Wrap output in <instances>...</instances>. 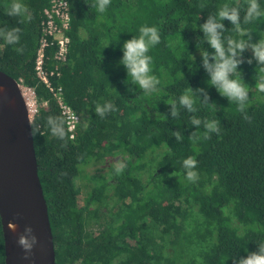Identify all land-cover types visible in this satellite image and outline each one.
Segmentation results:
<instances>
[{
  "label": "trees",
  "instance_id": "16d2710c",
  "mask_svg": "<svg viewBox=\"0 0 264 264\" xmlns=\"http://www.w3.org/2000/svg\"><path fill=\"white\" fill-rule=\"evenodd\" d=\"M67 1L68 61L51 81L79 116L73 139L65 124L64 139L48 128V117L61 114L34 72L49 0H19L28 7L31 21L7 15L13 0H0V32L20 29L15 44L0 35V71L35 97L32 122L40 126V134L33 144L55 264H233L234 256L255 251L256 243L264 240V93L255 87L257 65L255 60L244 63L233 77L248 86V121L237 104L209 87L196 46L203 33L193 28L227 4L239 9L242 32L251 33L255 43L264 36V17L244 23L247 0H111L105 13L85 0ZM258 2L264 10V0ZM222 23L225 41L247 39L229 21ZM145 25L156 27L161 37L148 53L151 74L160 80L158 92L149 96L125 83L127 74L119 64L123 43L138 37ZM203 47L213 51L206 43ZM21 48L23 53L16 51ZM52 51L46 54L50 57ZM244 58H251L249 51ZM200 88L215 107L200 102L202 93L194 97L196 112L179 106V96ZM106 101L118 111L100 118L95 106ZM174 101L177 118L170 111ZM193 116L218 121L219 133L191 141L189 136L197 131ZM177 131L182 142L172 135ZM198 131L203 133V123ZM189 156L198 162L195 183L185 179L182 167ZM115 158L123 161V171L117 173L109 164L108 172L87 176L90 190L79 205L83 168Z\"/></svg>",
  "mask_w": 264,
  "mask_h": 264
},
{
  "label": "clouds",
  "instance_id": "9594fccd",
  "mask_svg": "<svg viewBox=\"0 0 264 264\" xmlns=\"http://www.w3.org/2000/svg\"><path fill=\"white\" fill-rule=\"evenodd\" d=\"M91 8L94 7L99 13H105L111 0H85ZM247 9L244 15V23H251L261 17H264V10L261 9L258 0H247ZM9 16H22L27 21H31L32 16L26 5L13 0L11 7L7 10ZM227 20L234 26V31L241 35H246L247 39H234L228 37L225 41L224 33L226 31L225 25L222 21ZM23 22V21H22ZM198 29L203 33V37H198L197 48L201 53L202 64L200 65L208 74L210 79L207 81L209 87L215 88L220 96L227 98L229 103L237 104V111L243 114L244 119L250 121V117L246 113V108L249 101V91L247 84L242 78L234 79V75L239 71L240 66L244 63L252 64L255 60L257 65V73L259 79L255 85L260 93H264V36H261L258 42H251V33H244L241 29L240 12L236 7H229L227 4L219 8L216 15H209L206 22L199 24ZM19 28H13L6 34L0 32V35H5L8 44H15L19 42L18 33ZM161 42L159 31L154 26H142L139 29V36H133L132 39L126 40L123 43V57L119 61L127 74L126 84L138 86L139 90L145 96H149L158 92V85L160 80L152 73V57L148 55L150 49ZM207 44L213 51L209 52L203 45ZM251 51V58L245 60L244 53ZM17 52L23 53L24 49H16ZM133 92L132 88L128 89ZM203 94V99L200 101L203 105L213 106L211 104V97L200 88L179 96V106L186 108L189 113L196 112L194 107V97L198 94ZM171 116L177 118L179 116V109L177 103L171 102ZM118 111L116 106L111 101H106L103 104L97 103L95 106V114L100 118L106 117L109 113ZM31 125V135L35 137L40 134V126L29 121ZM203 123V133L199 132L200 125ZM65 120L61 116L48 117L47 126L52 134L59 139H64L66 132L64 128ZM191 124L197 126V131L193 132L189 139L193 142L200 139H210L211 133H219V125L216 120L204 119L203 121L196 116L191 118ZM172 135L177 142H182L183 135L177 131ZM198 162L193 157L189 156L183 160L182 167L185 170V179L191 183L198 181L199 176L195 169ZM124 165L117 164L115 171L120 173L123 171ZM9 227L15 231L16 225L9 223ZM38 243L37 237L33 234L31 226L25 228L24 234H21L18 239V244L25 251V259H28L32 254V249ZM255 251H247L246 256H234L232 258L233 264H264V240L256 243Z\"/></svg>",
  "mask_w": 264,
  "mask_h": 264
},
{
  "label": "water",
  "instance_id": "95a60500",
  "mask_svg": "<svg viewBox=\"0 0 264 264\" xmlns=\"http://www.w3.org/2000/svg\"><path fill=\"white\" fill-rule=\"evenodd\" d=\"M22 85L0 71V225L4 264H55L47 206L37 174L30 110ZM15 224L16 230L9 227ZM31 226L38 243L25 259L18 244Z\"/></svg>",
  "mask_w": 264,
  "mask_h": 264
},
{
  "label": "built area",
  "instance_id": "2783aa9c",
  "mask_svg": "<svg viewBox=\"0 0 264 264\" xmlns=\"http://www.w3.org/2000/svg\"><path fill=\"white\" fill-rule=\"evenodd\" d=\"M70 11L67 0H49L48 6L43 10V20L41 22V36L39 46L34 60V72L39 82L53 95L61 116L65 120L66 131L69 138L75 137V132L79 124V116L65 104L62 88H55L51 79L60 76V68L68 61L70 38L67 32L70 29ZM53 50L49 57L47 50ZM51 61V66L47 62ZM22 87V91L26 88ZM29 90V89H27ZM31 91V90H29ZM34 98V93L31 91ZM37 108L33 111L36 113Z\"/></svg>",
  "mask_w": 264,
  "mask_h": 264
},
{
  "label": "rangeland",
  "instance_id": "374dc122",
  "mask_svg": "<svg viewBox=\"0 0 264 264\" xmlns=\"http://www.w3.org/2000/svg\"><path fill=\"white\" fill-rule=\"evenodd\" d=\"M249 54L250 56H252V53L251 51L249 50ZM25 93L26 94V102L30 105L28 106L29 110H30V117L32 119L33 117V111L36 109L35 105L33 104L34 102V98H33V94L31 93V91L29 90H25ZM28 95V96H27ZM112 165L114 168L116 167L117 164H123V161H121L119 158H115V159H112L111 162H107L103 165L101 164H94V165H88L86 167L83 168L82 170V173H81V177L80 179L78 180V185L81 187L82 189V193L81 195L78 197V203L79 205H83L84 203V199L87 195V193L89 192L90 190V181H89V178L87 176H90V175H98L99 173H106L108 172V165ZM145 178V175L143 176ZM112 182V181H110Z\"/></svg>",
  "mask_w": 264,
  "mask_h": 264
},
{
  "label": "bare ground",
  "instance_id": "6f19581e",
  "mask_svg": "<svg viewBox=\"0 0 264 264\" xmlns=\"http://www.w3.org/2000/svg\"><path fill=\"white\" fill-rule=\"evenodd\" d=\"M23 93H24V98L26 99V98H27V97H26V94H27V93H25V91H23ZM27 96H28V95H27ZM27 99H28V98H27ZM27 99H26V100H27ZM27 102H28V101H27ZM28 106H30V105L28 104Z\"/></svg>",
  "mask_w": 264,
  "mask_h": 264
}]
</instances>
